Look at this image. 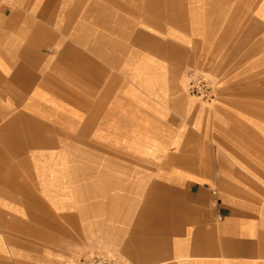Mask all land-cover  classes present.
I'll list each match as a JSON object with an SVG mask.
<instances>
[{
  "label": "crops",
  "instance_id": "crops-1",
  "mask_svg": "<svg viewBox=\"0 0 264 264\" xmlns=\"http://www.w3.org/2000/svg\"><path fill=\"white\" fill-rule=\"evenodd\" d=\"M181 20L242 35L264 83V0H0L1 244L13 205L130 264H264V158L245 155L264 140H181L174 93L117 91L134 52L180 50Z\"/></svg>",
  "mask_w": 264,
  "mask_h": 264
},
{
  "label": "rangeland",
  "instance_id": "rangeland-1",
  "mask_svg": "<svg viewBox=\"0 0 264 264\" xmlns=\"http://www.w3.org/2000/svg\"><path fill=\"white\" fill-rule=\"evenodd\" d=\"M191 22L180 21V35L177 37L180 50L149 54L134 52L132 84L129 87L122 80V84L117 85L118 93L129 91L134 99L146 93L155 98H166L174 93L177 101H180L181 140H187L195 134L200 141L215 143L219 139H237L245 141V145H259L257 141L264 140V83L252 81L254 69L251 53H248L249 62H238L235 44L242 35L230 36L229 42L225 41L222 47L220 36L205 35L204 26L195 30L189 26ZM155 30L150 29V32ZM194 30L198 33L196 37L193 36ZM248 42L253 43L252 37ZM228 47L231 50L228 51ZM243 54L247 56V52L243 51L239 53V57ZM142 59L146 62L138 65ZM192 71L205 72L218 82V91L213 100H203L189 94L187 83ZM117 75L125 78L123 67L117 70ZM147 88L151 91H146ZM196 124L209 126L211 129L190 131ZM219 125L226 128L221 129ZM245 151V155L264 158L258 153L262 151L261 155H264V148L245 147ZM13 160L16 161L15 156ZM261 166L264 167V164ZM40 214L37 212L35 216ZM31 217L28 210L6 205L5 236L4 242L0 243V254L4 258L0 260V264H67L77 253L84 251L78 245L76 227L71 226L75 221L67 222L59 211L54 210L52 226L44 228L41 222Z\"/></svg>",
  "mask_w": 264,
  "mask_h": 264
},
{
  "label": "built area",
  "instance_id": "built-area-1",
  "mask_svg": "<svg viewBox=\"0 0 264 264\" xmlns=\"http://www.w3.org/2000/svg\"><path fill=\"white\" fill-rule=\"evenodd\" d=\"M218 82L207 73L192 71L189 73L187 90L190 95L203 100H213L218 91ZM67 264H130L128 261L108 251L85 249L76 254Z\"/></svg>",
  "mask_w": 264,
  "mask_h": 264
},
{
  "label": "bare ground",
  "instance_id": "bare-ground-1",
  "mask_svg": "<svg viewBox=\"0 0 264 264\" xmlns=\"http://www.w3.org/2000/svg\"><path fill=\"white\" fill-rule=\"evenodd\" d=\"M149 80H151V79H149ZM151 86V85H150ZM146 91H148V92H150L151 90H150V88H147V89H145Z\"/></svg>",
  "mask_w": 264,
  "mask_h": 264
}]
</instances>
